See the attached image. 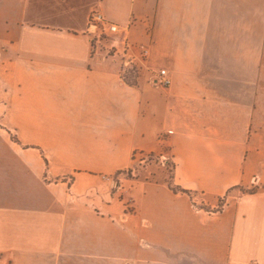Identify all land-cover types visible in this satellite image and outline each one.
Returning <instances> with one entry per match:
<instances>
[{
	"label": "crops",
	"instance_id": "obj_1",
	"mask_svg": "<svg viewBox=\"0 0 264 264\" xmlns=\"http://www.w3.org/2000/svg\"><path fill=\"white\" fill-rule=\"evenodd\" d=\"M263 163L264 0H0V264H264Z\"/></svg>",
	"mask_w": 264,
	"mask_h": 264
},
{
	"label": "built area",
	"instance_id": "obj_2",
	"mask_svg": "<svg viewBox=\"0 0 264 264\" xmlns=\"http://www.w3.org/2000/svg\"><path fill=\"white\" fill-rule=\"evenodd\" d=\"M126 27H119L118 25L107 20L99 11H92L88 17L86 34L89 37V42L91 45L92 51L101 49V42L104 40L110 41V46L106 48L104 55L108 56L112 53V56L122 53L126 58L123 61L124 67H129L131 65V58L129 52V46L125 40ZM116 44L122 46L119 49ZM99 49V50H100ZM147 52L142 51L139 56L140 60H143L146 57ZM157 80L159 84L163 87H168L170 84V78L168 72L164 69L157 72Z\"/></svg>",
	"mask_w": 264,
	"mask_h": 264
},
{
	"label": "rangeland",
	"instance_id": "obj_3",
	"mask_svg": "<svg viewBox=\"0 0 264 264\" xmlns=\"http://www.w3.org/2000/svg\"><path fill=\"white\" fill-rule=\"evenodd\" d=\"M110 43L111 42L108 41V40L102 41L101 42V50L105 51L106 48H108L110 46ZM105 57H108V58L110 57V58H113L115 60L117 59L120 62L121 73H122L123 76L126 77V80H127L128 76L133 75L132 74V71H134L133 69L131 70L128 67H124L123 61L126 58V56H124L122 53H118L117 55H114V56H112V53H111L110 55H108V56L106 55ZM163 156L165 157V159H167V157H168L166 148H164ZM160 157L157 156V155H154V154H147V153L138 154V155H136V157H134V160L132 161L131 167L128 168L127 170H124L123 173L120 175V177H124V178H128V177H130V178H139V177L144 176V175L147 176L148 175L147 173L150 172L151 174H149V176H148L149 179L158 180L159 181L161 179V177H162L160 172H162L163 175L165 177H167V175L170 174V170H171V163L170 162H165L166 161L165 159L160 161ZM263 172H264V169H263ZM260 175H261V173L258 176H260ZM116 181H117V179H116ZM259 184H260L259 180L255 176L252 179V182H251V185H250L251 187L248 190L244 189L242 191L243 192H247V193H253V192H255L258 189ZM262 184L263 183L261 182L260 185H262ZM262 186H264V184ZM222 202H223V200H219L217 202V206H216L215 210H219L220 209V207L223 204Z\"/></svg>",
	"mask_w": 264,
	"mask_h": 264
},
{
	"label": "trees",
	"instance_id": "obj_4",
	"mask_svg": "<svg viewBox=\"0 0 264 264\" xmlns=\"http://www.w3.org/2000/svg\"><path fill=\"white\" fill-rule=\"evenodd\" d=\"M123 172H119V173H117V175H119V174H122ZM128 178H130V177H128ZM175 190H179V189H175Z\"/></svg>",
	"mask_w": 264,
	"mask_h": 264
}]
</instances>
